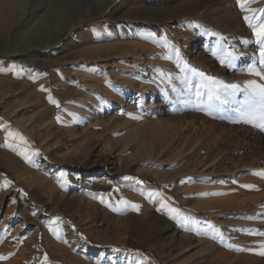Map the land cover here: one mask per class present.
<instances>
[{
    "label": "rangeland",
    "instance_id": "obj_1",
    "mask_svg": "<svg viewBox=\"0 0 264 264\" xmlns=\"http://www.w3.org/2000/svg\"><path fill=\"white\" fill-rule=\"evenodd\" d=\"M103 1L21 0L0 30V48L55 44L0 67V264H264V80L255 36L227 25L245 12ZM155 208L170 228L146 245Z\"/></svg>",
    "mask_w": 264,
    "mask_h": 264
},
{
    "label": "bare ground",
    "instance_id": "obj_2",
    "mask_svg": "<svg viewBox=\"0 0 264 264\" xmlns=\"http://www.w3.org/2000/svg\"><path fill=\"white\" fill-rule=\"evenodd\" d=\"M105 1V0H104ZM103 1V2H104ZM115 0H106L105 5L102 6V9H106V7H108L109 5H111ZM171 1V0H170ZM178 1V5L179 6H183V9L185 8L189 14L195 13L196 8H203L204 4H200L199 6L193 3H190L189 0H177ZM224 4L231 8H234V6L237 8V4L235 3V0H224L223 1ZM21 5V0H0V30H4L5 27L10 23V21L12 22L13 16H14V11ZM250 6V5H249ZM264 6V0H258V1H254L253 5L251 6V8L249 9H254V10H259L262 9ZM178 7V6H177ZM239 7V6H238ZM155 9V8H154ZM182 10V9H181ZM229 10V9H228ZM207 11V10H206ZM212 11V10H210ZM208 12V11H207ZM232 12V11H230ZM183 13V12H182ZM186 13V12H184ZM183 13V14H184ZM252 13L250 12H245L244 13V17L245 15H251ZM178 15V14H177ZM180 15V14H179ZM242 15V14H241ZM256 15H259V13L257 12ZM98 16V15H97ZM103 17L104 20H106V17L104 15H101ZM232 16V15H231ZM184 17V16H183ZM230 17V16H229ZM97 17H95L93 15V17H84L81 19H78L77 21H75L73 23V27H78L81 24H84L88 21H95ZM31 19V18H30ZM29 19V20H30ZM235 19V18H233ZM243 19V18H242ZM107 21V20H106ZM207 21V20H206ZM215 21V20H214ZM213 21V22H214ZM257 21L254 20L253 23H256ZM27 24V22H26ZM211 26L217 27V25H214L213 23L210 24ZM227 25H233L234 27V33H236L238 36H241V38H249L250 36H254L252 29L249 27L248 23L244 20H241L239 18H236L232 23L228 22ZM246 25H248L247 29ZM39 26V25H38ZM246 26V27H245ZM168 27V26H167ZM166 28V27H165ZM70 29V28H69ZM68 29V30H69ZM125 30V29H124ZM233 31V30H232ZM125 33V32H124ZM233 34V33H232ZM252 39V38H251ZM55 45L54 43H48L44 46H39V48H35L34 45L31 43V41L25 43L21 48L15 50L13 48H0V67L2 65H7L9 63V60L11 58L17 57V59L19 60H24L25 58H32L30 60V62L33 61H39L41 60V56L45 55V54H49V48L51 45ZM36 45V44H35ZM38 45V44H37ZM123 49V48H122ZM126 49V48H124ZM124 52V51H122ZM102 57H108V55L102 56ZM100 59V58H99ZM43 61V60H42ZM36 66V65H35ZM23 75L27 76V75H33L35 74V72H33L31 69L29 68H23L22 71ZM153 95V94H152ZM153 97V96H152ZM118 101V100H117ZM92 111H96V108H93ZM87 117L88 118H92L93 120H96V116L94 115V113L91 112H87ZM25 142V141H24ZM29 147V146H27ZM35 157V156H33ZM45 170H38L37 174H41V180L43 179L42 183H45L46 186V181L43 178V175H45ZM53 172H51L49 175H52ZM36 176V175H35ZM48 176V175H47ZM39 177V176H38ZM45 181V182H44ZM35 184V181H34ZM39 185V184H38ZM42 185V184H41ZM40 185V186H41ZM44 186V185H43ZM44 188V187H43ZM45 191V190H44ZM47 191V190H46ZM104 202V198H102L101 196H98L95 198V204H102ZM162 201H159L157 206L161 204ZM159 210L155 208V210L148 212L144 215V220L145 222L139 223V228L142 229V231H146V235L142 234V233H137V237L139 239H141L143 241L144 244L146 245H153V244H157V236L159 234V232L166 227H169L168 224H166V220L164 219L162 221H159V219L155 218L156 213ZM108 213V212H107ZM109 214V213H108ZM161 217V216H159ZM63 217H59V221H63ZM158 222L159 225H155V223ZM148 228V229H147ZM170 228V227H169ZM151 231V233H149V231ZM141 231V232H142ZM174 231V229H173ZM161 233V232H160ZM146 259L145 258H138L136 260L137 264H145Z\"/></svg>",
    "mask_w": 264,
    "mask_h": 264
},
{
    "label": "snow or ice",
    "instance_id": "obj_3",
    "mask_svg": "<svg viewBox=\"0 0 264 264\" xmlns=\"http://www.w3.org/2000/svg\"><path fill=\"white\" fill-rule=\"evenodd\" d=\"M249 2L250 0H237V3L242 11L252 13L251 15H245L244 19L248 23L249 27L252 29L253 35L255 36V43L258 45L259 48V59L256 63H253V65H251L248 70L251 74H254L260 77L262 80H264V9H259V10L249 9L246 7V5ZM257 12L259 13V15H256ZM254 20H256L257 22L253 23ZM257 63L260 65L259 68H257ZM185 67H187V65H185ZM193 71L195 72V70ZM195 74L201 76L209 83H215L212 77H205L204 73L202 72H195ZM249 83L253 91V96L250 98L251 102L258 104L260 109L258 115L261 122L256 126L259 127L261 130H264V85H257L254 81ZM232 87L235 89L236 85H232ZM213 95L214 94L210 90L209 100L213 99ZM50 100L53 104L57 103L51 97ZM248 115L251 118L247 119L245 121L246 123H252L253 120L257 118V113L255 112L249 113ZM258 175L264 176V172L258 173ZM125 179H131V178L125 177ZM246 187H251V186H246ZM133 207H137V206H133ZM259 254L264 255V251H261ZM0 259H3V257H0Z\"/></svg>",
    "mask_w": 264,
    "mask_h": 264
}]
</instances>
